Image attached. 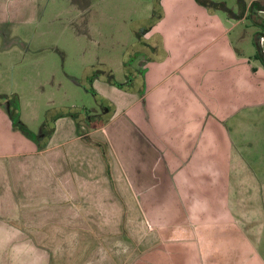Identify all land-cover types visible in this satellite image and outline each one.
I'll return each mask as SVG.
<instances>
[{"label":"rangeland","instance_id":"1","mask_svg":"<svg viewBox=\"0 0 264 264\" xmlns=\"http://www.w3.org/2000/svg\"><path fill=\"white\" fill-rule=\"evenodd\" d=\"M210 1L233 14L198 0H37L34 21L0 25V103L41 144L63 116L90 134L124 111L122 119L133 120L160 151L182 147L194 132L190 122L202 124L204 138L212 125L220 157L212 159L217 175L208 182L217 184V202L225 185L241 184L250 213L264 218V65L256 59L264 41L261 50L254 43L264 12L240 19L234 15L253 0ZM253 67L262 78L251 76ZM171 166L175 175L179 166ZM80 168L75 162L73 178ZM110 218L107 231L131 238V245L117 244L125 252L139 246L140 256L161 241L146 223Z\"/></svg>","mask_w":264,"mask_h":264},{"label":"crops","instance_id":"2","mask_svg":"<svg viewBox=\"0 0 264 264\" xmlns=\"http://www.w3.org/2000/svg\"><path fill=\"white\" fill-rule=\"evenodd\" d=\"M37 9V0H0V25L30 23ZM251 76L262 78L255 67ZM123 113L90 134L60 117L43 145L15 130L0 105V264H264V218L250 213L242 185H225L219 204L217 184L208 182L219 152L212 125L204 138L194 120L182 147L160 151ZM75 154L81 171L73 178ZM107 213L118 223L125 214L133 227L146 223L160 243L140 256L139 246L121 250L131 238L107 231Z\"/></svg>","mask_w":264,"mask_h":264},{"label":"trees","instance_id":"3","mask_svg":"<svg viewBox=\"0 0 264 264\" xmlns=\"http://www.w3.org/2000/svg\"><path fill=\"white\" fill-rule=\"evenodd\" d=\"M203 6L205 7H208L209 9H214V10H225L226 12H228V14L232 15L233 12L231 10H229L226 5L224 3H216V2H212L210 0H198ZM239 2L241 3V5H244L243 3V0H239ZM248 12V13H247ZM258 12H264V1H260V0H256V1H253L250 5V7H245V9H242V11L240 12V15L237 16V15H234L236 18H240L242 19L243 16H245L246 14L247 15V18L248 17H251L256 14H258ZM251 15V16H250ZM244 18V17H243ZM254 20V19H253ZM255 22V25L259 26L256 22V20H254ZM261 27V30L256 34V39L254 41L256 47H258L259 49L261 48L260 47V40L261 38L263 37L264 38V21L261 23L260 25ZM261 50V49H260ZM261 52V51H260ZM262 55L264 56V54L261 53H257L256 55V59L257 60H260L262 61V64L264 65V58H262ZM95 94V93H94ZM2 99H6V97H0ZM8 101V100H6ZM0 105H2V103H0ZM7 111V110H6ZM8 112V111H7ZM10 118H11V121H12V124H13V128L15 130H19L21 131L23 134L25 135H28L26 133V130L27 129L25 127V125L22 123V122H19V120L17 122H15L10 114V112L8 113Z\"/></svg>","mask_w":264,"mask_h":264},{"label":"flooded vegetation","instance_id":"4","mask_svg":"<svg viewBox=\"0 0 264 264\" xmlns=\"http://www.w3.org/2000/svg\"><path fill=\"white\" fill-rule=\"evenodd\" d=\"M101 111H102V115H103L105 113V109L102 108ZM8 113H9V111H8ZM99 116H100V114H99Z\"/></svg>","mask_w":264,"mask_h":264},{"label":"built area","instance_id":"5","mask_svg":"<svg viewBox=\"0 0 264 264\" xmlns=\"http://www.w3.org/2000/svg\"><path fill=\"white\" fill-rule=\"evenodd\" d=\"M261 41H264V38H262Z\"/></svg>","mask_w":264,"mask_h":264}]
</instances>
